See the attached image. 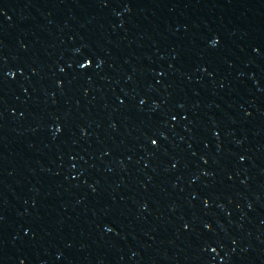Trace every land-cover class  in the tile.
Instances as JSON below:
<instances>
[{
    "label": "water",
    "instance_id": "obj_1",
    "mask_svg": "<svg viewBox=\"0 0 264 264\" xmlns=\"http://www.w3.org/2000/svg\"><path fill=\"white\" fill-rule=\"evenodd\" d=\"M0 264H264V0H0Z\"/></svg>",
    "mask_w": 264,
    "mask_h": 264
}]
</instances>
